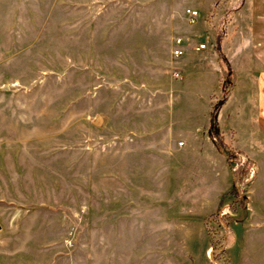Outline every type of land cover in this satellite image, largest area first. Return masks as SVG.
Instances as JSON below:
<instances>
[{
    "label": "rangeland",
    "instance_id": "1",
    "mask_svg": "<svg viewBox=\"0 0 264 264\" xmlns=\"http://www.w3.org/2000/svg\"><path fill=\"white\" fill-rule=\"evenodd\" d=\"M227 1L0 0V216L5 236L27 249L12 264H100L103 255L109 264L115 251H135L141 237L113 232L115 210L144 214L146 205L158 212L162 204L172 209L171 202L151 195L159 187L114 180L115 174L126 182L144 179L143 170H128V164L113 169L112 147L130 130L144 131V113L124 97L144 85L179 80L172 75L178 60L172 48L182 36L190 46L208 42L212 62L222 69L214 103L229 92L226 102L238 81L236 70L247 77L250 61L225 52L238 30L227 24L242 0L231 8ZM190 9L200 12L195 23ZM200 30L204 37L197 36ZM187 68L189 81L209 83L199 74L204 64L198 55L189 56ZM218 125L220 130L219 117ZM228 126L227 135L214 133L232 178L217 210L202 221L213 249L208 264H233L232 256L241 264L234 226L250 214L258 168L264 170L263 155L260 164L234 147ZM238 165L248 167L240 178ZM169 237L171 242L174 235ZM49 244L55 253L40 255ZM160 259L154 249L147 263Z\"/></svg>",
    "mask_w": 264,
    "mask_h": 264
},
{
    "label": "crops",
    "instance_id": "2",
    "mask_svg": "<svg viewBox=\"0 0 264 264\" xmlns=\"http://www.w3.org/2000/svg\"><path fill=\"white\" fill-rule=\"evenodd\" d=\"M235 1L228 0V8ZM233 26L238 30L234 40L226 43L225 52L229 57L250 61L243 72L247 77H241V72L236 70V86L219 111L220 130L227 135L225 126L229 124L228 128L235 133L234 147L260 163L258 156L264 157V0H242L227 24L230 30ZM197 36L204 37L205 32L200 30ZM178 39L183 54L176 56ZM198 44L187 45L182 36L175 39L172 54L178 60L172 75L179 80L155 82L152 87L144 85L143 89L130 90L124 97L129 104L135 101L136 110L144 113V131L130 130L120 139V145L114 143L113 169L120 170L128 164L125 167L128 170H143L144 179L140 183L130 179L126 182L115 174L114 180L117 185L159 187L160 192L151 190V195L162 203L171 202L172 209L162 204L158 212L152 205H146L144 214L131 211L130 207L128 211L115 210L113 232L139 233L141 237L135 251H115L108 259L109 264L110 261L118 264L120 260L124 264H148L154 249L156 254L160 253V264H208L213 258L202 221L217 210L232 172L218 151L211 123L222 69L212 62L211 57L215 56L209 44L204 50H196ZM192 55L201 58L204 68L199 74L209 77L208 84L189 81L187 65ZM228 109L231 111L224 125L222 118ZM260 168L256 191L250 196V214L234 226L241 264L264 263V253L257 254L264 249V170L260 172ZM115 196L121 198L120 194ZM4 224V217L0 216V264H12L11 260L26 256L27 249L17 247L12 238L5 236ZM170 233L174 235L172 243ZM56 249L54 244H49L40 255H53ZM170 250L175 253L170 254ZM105 259V255L100 257V264H106ZM232 260L238 264L237 257L232 256ZM38 262L45 264L42 260Z\"/></svg>",
    "mask_w": 264,
    "mask_h": 264
},
{
    "label": "trees",
    "instance_id": "3",
    "mask_svg": "<svg viewBox=\"0 0 264 264\" xmlns=\"http://www.w3.org/2000/svg\"><path fill=\"white\" fill-rule=\"evenodd\" d=\"M217 42H220L219 39L217 40ZM229 92H227V94H225V97L218 101L212 109V113H211V120H212V130L214 131V133L216 134V136H221L220 135V130H219V125H218V112L219 109L221 107V105L225 102V99L227 98ZM241 154H243L242 152H240ZM234 154V153H232ZM248 165H250L253 161L251 159H248L247 161ZM248 167H245V165H238L236 168V175L238 176V178H240V171L247 169ZM246 216V214L244 216L241 217L240 220L244 219Z\"/></svg>",
    "mask_w": 264,
    "mask_h": 264
},
{
    "label": "built area",
    "instance_id": "4",
    "mask_svg": "<svg viewBox=\"0 0 264 264\" xmlns=\"http://www.w3.org/2000/svg\"><path fill=\"white\" fill-rule=\"evenodd\" d=\"M198 16H199L198 10H196V9L189 10L190 22L195 23L198 20ZM177 42H178L179 47L174 50V54L176 56H179V55L183 54V49L180 46L181 45V39H178ZM207 47H208L207 42H201L196 46V50H204ZM180 144H182V142H180Z\"/></svg>",
    "mask_w": 264,
    "mask_h": 264
},
{
    "label": "water",
    "instance_id": "5",
    "mask_svg": "<svg viewBox=\"0 0 264 264\" xmlns=\"http://www.w3.org/2000/svg\"><path fill=\"white\" fill-rule=\"evenodd\" d=\"M0 228H1V226H0Z\"/></svg>",
    "mask_w": 264,
    "mask_h": 264
}]
</instances>
